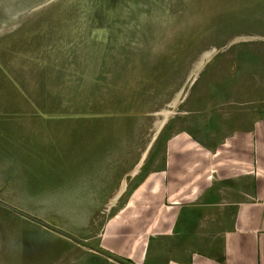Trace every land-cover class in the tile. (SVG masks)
Wrapping results in <instances>:
<instances>
[{
  "label": "rangeland",
  "instance_id": "rangeland-1",
  "mask_svg": "<svg viewBox=\"0 0 264 264\" xmlns=\"http://www.w3.org/2000/svg\"><path fill=\"white\" fill-rule=\"evenodd\" d=\"M242 113L264 114V0H0V264L100 253L122 181L117 206L170 135Z\"/></svg>",
  "mask_w": 264,
  "mask_h": 264
},
{
  "label": "crops",
  "instance_id": "crops-1",
  "mask_svg": "<svg viewBox=\"0 0 264 264\" xmlns=\"http://www.w3.org/2000/svg\"><path fill=\"white\" fill-rule=\"evenodd\" d=\"M212 121L170 135L162 166L136 173L117 206L122 181L96 236L101 252L71 264H264V114L246 128L244 113Z\"/></svg>",
  "mask_w": 264,
  "mask_h": 264
},
{
  "label": "bare ground",
  "instance_id": "bare-ground-1",
  "mask_svg": "<svg viewBox=\"0 0 264 264\" xmlns=\"http://www.w3.org/2000/svg\"><path fill=\"white\" fill-rule=\"evenodd\" d=\"M146 157V152H144V154L142 155V158H141V161L138 165H141L142 161L144 160V158ZM135 172H138V171H135Z\"/></svg>",
  "mask_w": 264,
  "mask_h": 264
},
{
  "label": "water",
  "instance_id": "water-1",
  "mask_svg": "<svg viewBox=\"0 0 264 264\" xmlns=\"http://www.w3.org/2000/svg\"><path fill=\"white\" fill-rule=\"evenodd\" d=\"M163 17H166L165 15Z\"/></svg>",
  "mask_w": 264,
  "mask_h": 264
}]
</instances>
